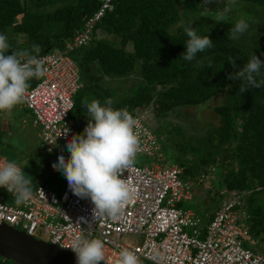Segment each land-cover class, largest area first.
<instances>
[{
	"label": "trees",
	"instance_id": "16d2710c",
	"mask_svg": "<svg viewBox=\"0 0 264 264\" xmlns=\"http://www.w3.org/2000/svg\"><path fill=\"white\" fill-rule=\"evenodd\" d=\"M237 2L245 9H264V0ZM102 3L103 0H0V34L7 37L9 52H31L34 45H39V55L46 54L63 48L82 31L85 20ZM112 5L113 9L96 24L87 45L66 56L76 64L81 84L73 97L70 119L77 127L87 123L86 105L92 100L104 106L105 100L111 98L112 108L126 109L132 116L150 110L155 118H166L178 109L202 106L222 95V104L213 108L218 125L202 129V136L186 135L180 125H173L178 139L174 150L180 160L171 164L183 168L182 178L188 182H196L213 168L219 199L222 191L227 196L246 193L249 233L264 244V85L239 94L241 82L229 79L253 54L264 62V28L256 29L250 23L248 30L233 40L230 29L236 22L231 13L219 24L214 15L227 6V0H113ZM52 6L54 9L48 12ZM17 18L20 21L15 23ZM190 22L199 36H209L213 47L186 61L181 55L189 39L184 28ZM98 30L110 36V41L97 38ZM21 36L28 44L17 43ZM229 57L236 60L235 68L228 63ZM257 80H264V67ZM128 82L134 86L125 90ZM4 134L7 132L0 130V148L21 153L4 140ZM6 159L13 161L7 156ZM43 169L51 175L41 174V166L22 167L33 178L32 188L39 180L51 188L65 185L60 170ZM0 264L15 263L0 257Z\"/></svg>",
	"mask_w": 264,
	"mask_h": 264
},
{
	"label": "built area",
	"instance_id": "2783aa9c",
	"mask_svg": "<svg viewBox=\"0 0 264 264\" xmlns=\"http://www.w3.org/2000/svg\"><path fill=\"white\" fill-rule=\"evenodd\" d=\"M112 1L103 0L100 8L85 20L82 31L63 48L39 55L45 75L30 81L31 87L20 106L31 111L32 124L40 130L39 137L48 153L58 143L83 133L69 117L81 84L76 64L66 56L87 45L96 24L106 11L113 9ZM133 118L140 141L136 157L162 158L159 141L144 115ZM6 162L10 161L0 155V164ZM182 175L183 168L171 163L125 169L121 179L131 189L132 198L119 219L106 215L93 218L90 198L74 195L67 180L59 192L39 180L32 188L33 197L19 205L12 194L0 188V223L34 238L46 237L45 242L72 254L71 245L77 237L100 239L105 245L102 264H116L125 248L137 256L138 264H264V256L248 247L256 246L257 241L245 222L246 193L229 195L212 219L202 224L195 213L178 206L191 200V183L184 181ZM7 197L10 203L3 202ZM81 218L88 223L79 225ZM127 236L134 237L136 243H123L122 238Z\"/></svg>",
	"mask_w": 264,
	"mask_h": 264
},
{
	"label": "clouds",
	"instance_id": "9594fccd",
	"mask_svg": "<svg viewBox=\"0 0 264 264\" xmlns=\"http://www.w3.org/2000/svg\"><path fill=\"white\" fill-rule=\"evenodd\" d=\"M204 2L212 3L213 0ZM235 4L236 0H229V6L216 12V23L226 21L231 6ZM192 23L184 28L189 39L186 52L181 57L186 61L194 60L198 53L213 47L209 36H199ZM248 28L246 20L239 19L230 29L231 38L239 39ZM9 49L7 37L0 34V112L6 114H11L16 106L24 102L31 87L30 81L41 79L46 71L44 61L39 57V45H34L31 52L27 49L9 52ZM235 61L229 57L228 63L235 68ZM262 67L264 62L253 54L242 69L229 76V79L241 82L239 94L264 85V80H257ZM112 104L113 100L108 98L104 106L98 100L86 105L89 122L82 134L73 135L65 145L70 157L65 159L60 154L53 164V168L63 173L74 195L90 198L94 204L93 218L105 215L112 219L120 218L124 206L132 198V191L121 175L133 166L140 151L135 131L137 121L126 109H113ZM67 131L66 128L64 133ZM32 181L33 178L22 171L15 161L0 164V188L12 194L16 204L26 203L33 197ZM81 222L88 223L84 218L77 223L80 225ZM104 247L100 239L89 240L79 236L73 241L71 250L77 264H102ZM119 257L116 264H138L137 256L126 248L120 251Z\"/></svg>",
	"mask_w": 264,
	"mask_h": 264
},
{
	"label": "rangeland",
	"instance_id": "374dc122",
	"mask_svg": "<svg viewBox=\"0 0 264 264\" xmlns=\"http://www.w3.org/2000/svg\"><path fill=\"white\" fill-rule=\"evenodd\" d=\"M237 3L240 4V2H237L236 0V4L231 6V11L229 12L231 13L233 21L237 22L239 19L243 18L248 24L251 23L256 29L264 28V9H245L243 5H238ZM227 6H229V0H227ZM54 7L55 6L48 7L47 11L51 12ZM19 21L20 18H17L15 23H18ZM97 36L104 41H110L111 39V37L106 35L102 30L97 31ZM17 43L23 45L28 44L26 38L23 36L17 40ZM133 77V75L130 76V78ZM133 86L134 83L128 82L125 86V90H129ZM119 91L124 92V89H120ZM222 100V95H216L208 103L202 106L178 109L169 114L166 118H155L150 110L143 112L146 115L145 121L148 123V126L159 141L162 158L152 159L147 156L139 155L135 158V163L133 165L143 166L156 163L164 165L175 163L180 160V154L174 150V145L178 143V139L174 136L173 130H175V128L173 125H180L186 135L194 134L196 137L202 136L206 129L218 125L213 108L222 104ZM82 110L83 109H80L81 112ZM32 122L33 115L31 111L24 110L20 107V104L12 110L11 114L0 112V130L7 132L6 135H3L4 140L9 142L13 148L22 151L20 153L12 148L2 147L0 148V153L1 155L4 154L2 156L12 158L13 161L21 167L31 166L32 168H38L41 166L42 171L40 173L50 176L51 172H44L43 167H48L49 170L53 169V164L57 162L60 154H63L65 159L70 157V153L65 146L67 142L58 143L55 149L48 153L46 148L42 145V140L39 137L40 130L33 127ZM82 125L83 124L79 125L78 128H82L83 130L84 127ZM86 125L87 123L84 124L85 127ZM187 159L190 158L187 157ZM213 170V168L209 169L208 174L200 177L196 182H190L191 200L183 202L181 207L183 210H190L195 213V215L200 218L202 224L207 223L209 215H211L214 210L218 209L222 202L228 197L225 194V191H222V198L219 199V194H217L214 188L217 179H214ZM52 189L56 192L62 191L63 185H60L59 187L52 186ZM3 202L10 203L8 197L4 198ZM245 222L247 224V220ZM36 239L48 241L46 237L40 235L37 236ZM122 241L123 243H136L135 238L129 236L123 237ZM248 247L264 256V244L262 242L257 240L256 246L248 245Z\"/></svg>",
	"mask_w": 264,
	"mask_h": 264
},
{
	"label": "water",
	"instance_id": "95a60500",
	"mask_svg": "<svg viewBox=\"0 0 264 264\" xmlns=\"http://www.w3.org/2000/svg\"><path fill=\"white\" fill-rule=\"evenodd\" d=\"M0 257L15 264H77L76 256L0 223Z\"/></svg>",
	"mask_w": 264,
	"mask_h": 264
},
{
	"label": "crops",
	"instance_id": "0c3cea01",
	"mask_svg": "<svg viewBox=\"0 0 264 264\" xmlns=\"http://www.w3.org/2000/svg\"><path fill=\"white\" fill-rule=\"evenodd\" d=\"M21 107V106H20ZM22 108V107H21ZM89 121H87V123H88ZM150 124V123H149ZM33 125V124H32ZM34 127V126H33ZM83 127L85 128V126L83 125ZM84 130V129H83ZM42 181V180H41ZM65 183H66V178H65Z\"/></svg>",
	"mask_w": 264,
	"mask_h": 264
}]
</instances>
